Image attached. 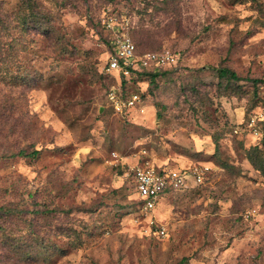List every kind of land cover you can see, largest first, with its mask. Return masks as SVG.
Instances as JSON below:
<instances>
[{
	"label": "rangeland",
	"instance_id": "obj_1",
	"mask_svg": "<svg viewBox=\"0 0 264 264\" xmlns=\"http://www.w3.org/2000/svg\"><path fill=\"white\" fill-rule=\"evenodd\" d=\"M108 17L137 56L179 58L127 82L144 97L124 114L106 99ZM262 133L264 0H0V264H264V174L246 159H264ZM142 155L203 181L145 212L126 172Z\"/></svg>",
	"mask_w": 264,
	"mask_h": 264
},
{
	"label": "built area",
	"instance_id": "obj_2",
	"mask_svg": "<svg viewBox=\"0 0 264 264\" xmlns=\"http://www.w3.org/2000/svg\"><path fill=\"white\" fill-rule=\"evenodd\" d=\"M103 23L105 29L113 36L114 47V54L108 59L105 68L107 73L117 72L123 77H128L133 70L167 68L175 64L176 58L168 50L137 56L136 46L126 32L127 22L116 17H108ZM106 99L116 114H124L127 110L137 108L141 100L135 93L122 99L114 90L107 92ZM247 126L253 135H257L253 119ZM141 157L142 161L129 167L126 172L132 178L134 192L145 212L154 210L161 195L182 189L186 185L188 174L194 184L203 181L202 170L193 168L187 174L185 171L172 168H158L144 155ZM155 233L158 237L166 235L164 228H158Z\"/></svg>",
	"mask_w": 264,
	"mask_h": 264
},
{
	"label": "trees",
	"instance_id": "obj_3",
	"mask_svg": "<svg viewBox=\"0 0 264 264\" xmlns=\"http://www.w3.org/2000/svg\"><path fill=\"white\" fill-rule=\"evenodd\" d=\"M101 28L104 31V41H103V46H104V55H105V63L103 66V69L106 68L108 59L110 56L114 54V47L112 44V34L105 29L104 24H101ZM133 41V40H132ZM135 44V43H134ZM136 46V45H135ZM160 52V51H158ZM172 53V52H171ZM175 58L176 62L174 65L171 67L167 68H157V69H139V70H133L130 72L128 77H123L119 73L118 75V80L116 85L113 87L111 86L107 91L106 94L109 90H114L116 94L120 95L122 99H125L127 96L126 93V84L127 82H131L133 84H138V80L141 78H145V80L148 81V84H154V82L157 80L158 77H161L165 74L166 72H170L171 70H174L177 68L179 64V58L176 57L175 53H172ZM143 55V54H142ZM217 75L218 80L220 81H226L228 85H231L232 82H236L239 80V77L235 74L234 71L226 68V67H220V68H215L214 69ZM112 73V72H111ZM253 85L259 83L260 81L253 79L250 81ZM144 94H139V98L143 99ZM236 131V130H235ZM259 141H262V147L264 146V133L260 134ZM38 151H32L29 154H25L24 150H19L16 153H14L12 156H18V157H35L38 155ZM247 161L250 163V165L258 172L261 174H264V159L261 156V149L258 147H253L247 151ZM140 202V201H139Z\"/></svg>",
	"mask_w": 264,
	"mask_h": 264
}]
</instances>
